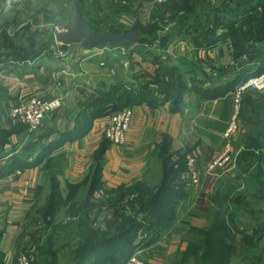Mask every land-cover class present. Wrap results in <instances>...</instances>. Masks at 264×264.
Returning a JSON list of instances; mask_svg holds the SVG:
<instances>
[{
    "label": "crops",
    "instance_id": "0c3cea01",
    "mask_svg": "<svg viewBox=\"0 0 264 264\" xmlns=\"http://www.w3.org/2000/svg\"><path fill=\"white\" fill-rule=\"evenodd\" d=\"M96 1L103 10H113L111 3ZM40 2L0 0L1 16L15 8V18L3 23L0 48L4 47L3 39L15 35L21 37L17 43L25 45L26 28L38 29L39 35L28 38L42 45L36 57L20 53L16 58L10 55V50L0 57V251L9 259L15 258V239L27 217L35 212V205L45 203L52 181L57 188L56 196L68 203L84 198L86 191L97 183L91 199L102 200L111 197L120 186L128 188L144 182L151 166L162 173L166 160L175 168V161L180 158L186 169V158L193 155L198 183L191 184L183 174L179 179L182 185L176 186V191L182 193L176 198L177 219L184 229L171 234L173 243L150 242V250L158 245L168 257L172 250H181L191 243L201 244L198 236L210 233L237 237V248L242 251L246 243L240 237H249L252 245L248 247L264 264V142L263 147L256 149L245 143L247 136L258 135L259 130L249 119L264 124V90L243 93L246 100L241 101L240 129L230 137L235 157L233 167L207 171L226 141L224 133L233 113L235 95L229 89L232 82L240 81L234 53L219 43L210 49L187 40H181L177 47L169 45L166 51L171 64L197 63L202 68L197 78L203 74L210 77L200 87V95L185 91L177 107L165 94L141 93L136 89L138 81L122 79L130 71L124 67L126 63L116 67L119 76L112 75L108 68H114L109 65L113 63L112 57L126 47L86 50L80 46L84 51L81 54L49 56V49L68 46L55 41L54 26L58 25L59 17L45 22L41 15L33 22L26 6ZM22 13L27 16L22 17ZM17 17L23 19L16 20ZM123 62L125 59H121L120 63ZM250 76H254L252 69L243 75ZM118 83L125 90L133 87L135 94L134 102L128 106L132 117L123 145H115L103 137L108 115L93 118L92 112L95 107L92 103L101 91ZM30 97H57L61 101L60 107L46 115L33 131L9 117L12 107ZM260 139L264 141V135ZM227 217L230 223L226 222ZM176 236L182 238V243L176 242Z\"/></svg>",
    "mask_w": 264,
    "mask_h": 264
},
{
    "label": "rangeland",
    "instance_id": "374dc122",
    "mask_svg": "<svg viewBox=\"0 0 264 264\" xmlns=\"http://www.w3.org/2000/svg\"><path fill=\"white\" fill-rule=\"evenodd\" d=\"M73 1L41 0L38 5L33 7L28 5L26 8L32 13L33 22L38 18L37 16L41 17V15L45 22L47 19L54 20L55 17H59L56 22L65 29L69 22L70 5ZM104 1L109 5L111 3L113 10L108 8L103 10L102 5H98L96 0H81L80 7L88 27H92L99 33L117 32L111 30H123L122 32L137 30L139 37H142L140 42H134L136 43L134 46L131 44V46H125L123 51L115 52L117 57H112L114 64H109L114 68L108 67L115 77L119 76L120 73L119 68L116 67L126 63L124 67H128L130 71L122 79L136 80L138 87L147 82H150V85L161 82L169 84L170 82L172 87L171 99H176L179 96L181 87L185 88L184 90L187 92H196L200 95V87L203 86L204 82L210 81V77L203 74L199 78L201 80L197 78L199 70L202 69L197 63L171 64L167 56V47L169 45L177 47L181 40L193 41V44L197 43L207 49L219 43L230 49L232 53L239 54L238 40L233 32L238 28H243V22L248 23V31L244 32L246 48L238 58H235V71L238 73L236 76H240V81L238 83L232 82L230 85L232 89L229 90H234L233 95L236 94L240 82L251 78V76L242 78L249 69L253 70L254 76L264 72V55L260 59V54H264V47L259 45L260 39L264 37V24L262 23L264 20V0H176L165 4H158L154 0ZM182 1L185 5L189 4L188 12L181 6ZM41 9L43 13H41ZM14 10L15 8L4 16L0 14V31L4 28L3 23L5 21L9 22L15 18ZM36 10L38 12L34 13ZM24 16L27 14L22 13V17ZM19 19L23 18L17 17L16 20ZM48 27L51 28V26ZM217 30L221 31L220 34H217ZM25 32L27 36L24 41L25 45L17 43V41H21V37L15 35L3 39L4 47L1 45L3 51H18L24 55L34 51L39 52L42 45H36L34 38L31 40L28 38L29 36L34 37L35 34L39 35L38 29L29 30L26 28ZM144 33L153 39L150 40L143 35ZM161 36H165V39L163 37L164 40H162ZM46 46H49V43ZM78 52L80 54L84 52L80 46H68L62 49H49L48 55L62 58L63 55ZM118 55H122L121 58ZM73 58L75 59L74 56ZM121 59H125V62L120 63ZM10 60L14 61L12 58ZM166 68H173L169 71L172 78L165 74ZM167 79L168 82H166ZM247 90L258 93L264 89L248 88L243 90L239 95L238 103L235 102V95L232 108L234 112L236 104L238 105V118L237 129L234 134L240 129L241 101L246 100L243 93ZM184 94L185 92L182 96ZM228 126L229 124L226 129ZM225 139L224 145L228 142L232 146L231 138L225 137ZM224 145L218 154L221 153ZM175 162L177 163L176 168L169 171L165 185L167 189L163 194L164 198L168 194L173 195V186H181L183 182L179 179L183 174H186V170L181 166L182 160L178 158ZM153 169L152 166L149 168L144 182L134 183L126 191L102 200L93 198L92 200V196L88 197V191H86L84 198L77 202L68 203L56 195L54 198L52 185H50L45 203L35 205V212L27 217L16 237L15 245L18 249L16 256H13L16 258L21 253L26 254L30 264H75L80 250L85 251L93 244L95 252L81 264H110L113 254L126 252L133 242L138 246L146 244L141 249L134 251L126 264H260V257L248 247L250 244L252 245V242L248 240L249 237H240L241 240L245 239L246 241L242 251L237 248V237L226 238L224 235L210 233L198 236V239L202 240L201 244L191 243L181 250H172L173 252L168 257L165 256L163 248L158 245L154 250H150V242L160 241L163 244H169L172 241L171 234H179L184 229L181 221L177 219V203L172 207L160 203V213L167 217L170 216L172 220L158 235H155L154 229L150 228L156 224V218L150 214L152 212L147 213V215L143 213L145 210L140 205L151 200L158 188L164 186V176L162 177V173ZM175 195L176 198H180L182 193L177 191ZM49 205L53 206L49 207ZM47 207L51 211L49 214L43 212ZM162 207L168 208V211L162 210ZM126 220H130L131 225L137 229L143 227L141 230H137L130 240L126 233L132 227L126 228ZM226 222L230 223L228 217ZM176 237V242L182 243V238ZM15 258L9 259L0 251V264H13ZM131 260L134 261L131 262Z\"/></svg>",
    "mask_w": 264,
    "mask_h": 264
},
{
    "label": "trees",
    "instance_id": "16d2710c",
    "mask_svg": "<svg viewBox=\"0 0 264 264\" xmlns=\"http://www.w3.org/2000/svg\"><path fill=\"white\" fill-rule=\"evenodd\" d=\"M80 2H81V0H80ZM181 6H183L185 8V10L188 12L189 4L185 5L184 1H182L181 2ZM81 11H82V9H81ZM82 14H83V11H82ZM262 23L264 24V20H263ZM243 24H244L243 28L242 27L238 28L236 31L233 32V35L238 40V49H239L238 52H240L239 54L238 53L234 54L235 58H238L243 53V51L246 48L245 47V44H246L245 38H246V36H245L244 32L248 31V23L243 22ZM246 27H247V30H246ZM90 28L93 29L92 27H90ZM94 31H96V30H94ZM111 31L122 32L123 30H111ZM143 35L146 36V33H144ZM146 37L149 38L150 40L153 39L149 35H147ZM161 37H162V40L165 39V36H161ZM163 37H164V39H163ZM141 40H142V37L140 36L138 41H136V42H140ZM144 40H146V39H144ZM1 42H3V40ZM259 45L261 47H264V37L260 39ZM1 48H0V57L2 55H5V51H3ZM38 54H39L38 51H34L31 54H28V56L29 57L30 56L36 57ZM7 55L8 54H6V56ZM10 55L17 58V56H19L20 53L18 51H11ZM263 55L264 54H260V59L263 58ZM171 69H173V68H171ZM171 69L170 68H166L165 69V74L168 77H170V78H172V75L169 73V71ZM156 76L158 77V74H156ZM242 78L244 79L243 76H242ZM238 80H240V78ZM166 82H168V79H167ZM132 88L133 87H130V89L125 90V89H123V84L122 83H118V84L110 86L109 89L102 90L101 91L102 94L98 95L97 98H95V100L92 103V104L95 105L94 110L92 111V112H95L94 113L95 117H93V118L105 117V116H107L108 114H110L113 111L128 107L135 100V94L132 92ZM136 89L139 90L141 93L146 92V93H149V94H152L153 92L157 91L160 94H165L166 99H168V98L171 99L170 93L172 92V87L170 85V82H169V84H165V82H161V83L156 84V85H150V82H147L146 84H144V85H142L140 87L137 86ZM184 89L185 88L181 87V91H179V96L176 97V99H171V102H172L173 105H176L178 107L179 101H180V99L182 97V94L185 92ZM249 123L253 124L255 127H259V130L256 131L258 135H255V133H253L252 136H247L246 137V142H245L246 145L249 148H255V149L263 147L264 146L263 145L264 141L262 139H260V136L264 135V124L260 123L259 121H257L256 119H254L252 117L249 119ZM253 135H255V136H253ZM175 168L173 167L172 164L169 163L168 160L165 161L163 172H162V177L164 176V180H163L164 181L163 182L164 186H160L158 188V190L154 194V197H152L151 200H149L147 203H142L140 205L141 208H143L145 210V211L143 210L144 211L143 213H145L147 215V213L152 212L150 214L155 216L156 224L154 226L153 225L150 226V228L154 229L155 235H158L162 231V229L166 226V224H168L170 222V220H172V218L170 216L167 217L166 215H163L160 212H161V204H167L169 207L175 206V204H176V195H175V194H177L176 187L173 186V188H172L173 189V195L168 194L165 198L163 197V194L165 193V191L167 189V186L165 187V185L167 184L166 181L168 180V177H169V171H171V170H173ZM97 176L98 175H96L95 179H94V181L96 183H97ZM51 185H52V190H53L54 198H55V195H57V188L55 187V184H54L53 181H52ZM97 187H98V183L95 184L94 187H92V186L90 187V189L88 191V197L91 196V193H92L93 189H95V188L97 189ZM128 188L120 186L118 189H116V191L114 192V194L112 196L118 194L119 192L122 193L123 191H126V189H128ZM162 197H163V200L161 202ZM52 206L53 205H49V207H52ZM49 207L45 208V211H43V212L44 213L47 212L48 214L51 213V211L49 210ZM162 210H167L168 211V208L162 207ZM125 224H126V228L127 229L132 227L128 231V233H126V236H127V238L129 240L132 239L131 236H133V234H136L137 230H139V229L141 230V228H143V227H139L137 229V227H134L133 225H131L130 220H126ZM224 237L230 238L231 235H224ZM244 238H246V237H244ZM250 239H252V237H250ZM241 242L246 243L245 240H242ZM90 244H91V242H90ZM145 244L146 243L142 244L141 246H138V245H135V243L132 242L131 245H130V248H128L126 252H121L119 254L116 252L115 254H113L110 264H126L128 259L131 256V254L134 251L144 247ZM94 250H95V248H94L93 244H91V247H89V249H87L85 251L84 250H80L79 256L76 259L77 262L75 264H81L82 262H84L86 259H88L90 256H92V253L95 252Z\"/></svg>",
    "mask_w": 264,
    "mask_h": 264
},
{
    "label": "built area",
    "instance_id": "2783aa9c",
    "mask_svg": "<svg viewBox=\"0 0 264 264\" xmlns=\"http://www.w3.org/2000/svg\"><path fill=\"white\" fill-rule=\"evenodd\" d=\"M158 4H165L174 2L176 0H154ZM55 33L63 30L59 25L54 26ZM258 76V77H257ZM248 88L255 90L264 89V72L252 76L247 81L240 82L239 87L236 89L235 102H239L240 93ZM61 105V101L57 97L53 98H39L30 97L23 100L16 106L9 110V117L22 125H25L27 129L33 131L37 129L44 117L50 113L56 111ZM132 117L131 107H125L111 112L105 118V127H103V137L115 145H123L126 142L127 133L130 127ZM238 118V105L236 104L234 112L231 116V122L225 131V137L230 138L237 129ZM234 156L230 143H226L220 154L216 155L207 166V171L213 172L216 168L228 166L233 167ZM186 177L191 184H197L199 181V174L195 166V157L189 155L186 158ZM134 260H131V262ZM13 264H30V260L26 254H19Z\"/></svg>",
    "mask_w": 264,
    "mask_h": 264
},
{
    "label": "water",
    "instance_id": "95a60500",
    "mask_svg": "<svg viewBox=\"0 0 264 264\" xmlns=\"http://www.w3.org/2000/svg\"><path fill=\"white\" fill-rule=\"evenodd\" d=\"M55 41L63 46H81L86 50L96 48L119 49L139 39L137 30L126 32H101L90 29L83 20L80 0L70 5L69 22L65 29L55 33Z\"/></svg>",
    "mask_w": 264,
    "mask_h": 264
}]
</instances>
